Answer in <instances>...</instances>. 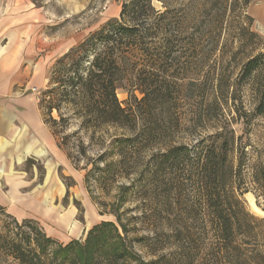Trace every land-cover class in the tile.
<instances>
[{
	"label": "trees",
	"instance_id": "trees-1",
	"mask_svg": "<svg viewBox=\"0 0 264 264\" xmlns=\"http://www.w3.org/2000/svg\"><path fill=\"white\" fill-rule=\"evenodd\" d=\"M162 2L163 9H157L152 0H124L118 18L55 61L39 103L44 123L55 135L59 121L52 113L67 106L88 128L113 125L131 132L112 141L121 160L109 175L139 172L136 184L147 208L142 205L145 213L138 218L147 223V251L158 255L153 264H264V218L253 215L242 199L248 191L264 198L263 39L250 31L261 45L240 71L239 82L246 81L257 97L250 106L236 91L222 90L224 73L213 71L210 61L232 22L229 17L246 12L253 0ZM189 58L197 77L186 82ZM207 62L212 68L206 69ZM190 85L203 89L207 102L204 113L201 103L193 105L192 118L181 106ZM119 88L130 92L127 106L118 98ZM213 107L211 132L200 131L191 142L164 140L180 126L197 128V118L208 116ZM60 121H66L62 114ZM151 150L145 159L142 153ZM34 222L23 219L30 231L3 239L18 264L128 263L126 252H108L102 239L91 243L83 261L72 245H58ZM183 247L184 260L176 259ZM168 250L172 257L164 253Z\"/></svg>",
	"mask_w": 264,
	"mask_h": 264
},
{
	"label": "rangeland",
	"instance_id": "rangeland-1",
	"mask_svg": "<svg viewBox=\"0 0 264 264\" xmlns=\"http://www.w3.org/2000/svg\"><path fill=\"white\" fill-rule=\"evenodd\" d=\"M152 2L157 9H163L162 0ZM123 3L124 0H0L2 49L9 59L14 53L22 55L24 63V76L18 79L17 93L13 96L32 104L42 103L55 61L109 20L118 18ZM229 18L232 22L224 28L210 61L213 71L224 73L222 90L229 94L236 91L250 106L257 97L249 84L239 82V78L252 49L261 45L250 31L258 34L264 44V0H253L246 12H236ZM191 60L189 58L184 65L186 82L197 77ZM209 67L207 62L206 69ZM188 88V96L181 106L192 118L193 105L201 103L200 111L197 110L204 113L206 92L192 85ZM117 94L123 106H127L131 100L128 89L119 88ZM136 95L141 97L138 92ZM215 110L213 107L202 120L197 118V128L180 126L164 140L196 141L200 131L202 134L212 131ZM40 111L39 116L34 114L33 117L39 118L40 129H43ZM61 114L66 121H60ZM52 117L59 123L55 124V135L50 136V146L43 140L38 147L24 143L15 150L14 165L0 160V264H18L6 251L8 245L3 239L15 238L22 231L29 232L30 228L22 225L25 218L37 221L34 223L58 245H72L83 261L91 253V243L102 239L108 252H126L127 264H153L158 255L155 257L147 251V223L138 218L145 213L142 205L147 208V198L143 192H138L141 185L136 184L139 172L129 177L109 175L114 163L121 160L112 141L129 136L131 132L113 125L88 128L67 106H63L60 113L55 110ZM28 129L24 126V137L30 135ZM152 153L151 150L142 154L146 159ZM124 167L125 164L121 165L122 171ZM242 199L253 215L264 218V198L248 191ZM63 216L69 218V226L58 220ZM103 222L106 225L89 236L94 226ZM98 249L99 246L94 248V253ZM171 252L164 253L172 257ZM184 254L183 247L178 249L175 258L184 260Z\"/></svg>",
	"mask_w": 264,
	"mask_h": 264
},
{
	"label": "crops",
	"instance_id": "crops-1",
	"mask_svg": "<svg viewBox=\"0 0 264 264\" xmlns=\"http://www.w3.org/2000/svg\"><path fill=\"white\" fill-rule=\"evenodd\" d=\"M23 76L22 55L14 53L9 59L0 43V160L4 159V162L9 165L15 164V150L20 145L26 143L30 147H38L43 140L50 146V136H53L49 127L44 123L42 115L44 131L40 129L39 118L33 117L34 114L36 117L39 116L40 102L38 105L32 104L22 97L13 96L17 93L18 79ZM9 93H11L10 96ZM24 126L29 128L30 135L27 137L22 134ZM41 131H43L42 135ZM8 150H11V153L6 154Z\"/></svg>",
	"mask_w": 264,
	"mask_h": 264
},
{
	"label": "bare ground",
	"instance_id": "bare-ground-1",
	"mask_svg": "<svg viewBox=\"0 0 264 264\" xmlns=\"http://www.w3.org/2000/svg\"><path fill=\"white\" fill-rule=\"evenodd\" d=\"M58 220L61 221L63 225L69 226V218L68 217L63 216L61 218H58ZM70 229H73V228H70Z\"/></svg>",
	"mask_w": 264,
	"mask_h": 264
}]
</instances>
